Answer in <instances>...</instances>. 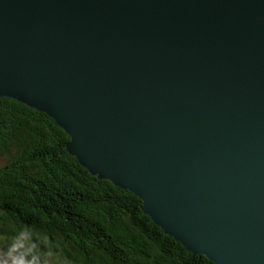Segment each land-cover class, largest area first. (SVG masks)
<instances>
[{
	"label": "water",
	"instance_id": "obj_1",
	"mask_svg": "<svg viewBox=\"0 0 264 264\" xmlns=\"http://www.w3.org/2000/svg\"><path fill=\"white\" fill-rule=\"evenodd\" d=\"M0 96L188 251L264 264V0H0Z\"/></svg>",
	"mask_w": 264,
	"mask_h": 264
},
{
	"label": "trees",
	"instance_id": "obj_2",
	"mask_svg": "<svg viewBox=\"0 0 264 264\" xmlns=\"http://www.w3.org/2000/svg\"><path fill=\"white\" fill-rule=\"evenodd\" d=\"M46 113L0 96V251L23 264H213L92 175Z\"/></svg>",
	"mask_w": 264,
	"mask_h": 264
},
{
	"label": "rangeland",
	"instance_id": "obj_3",
	"mask_svg": "<svg viewBox=\"0 0 264 264\" xmlns=\"http://www.w3.org/2000/svg\"><path fill=\"white\" fill-rule=\"evenodd\" d=\"M0 264H23L21 259H17L14 256L6 255L0 251ZM51 264H65L53 262Z\"/></svg>",
	"mask_w": 264,
	"mask_h": 264
}]
</instances>
